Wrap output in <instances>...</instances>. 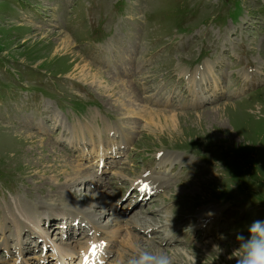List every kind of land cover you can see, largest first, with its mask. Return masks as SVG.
<instances>
[{
	"label": "rangeland",
	"instance_id": "374dc122",
	"mask_svg": "<svg viewBox=\"0 0 264 264\" xmlns=\"http://www.w3.org/2000/svg\"><path fill=\"white\" fill-rule=\"evenodd\" d=\"M135 179L160 188L140 195ZM17 205L41 225L71 213L44 221L59 246L44 264H127L148 245L172 264H236L237 232L264 220V0H0L6 264ZM33 232L23 255L43 264Z\"/></svg>",
	"mask_w": 264,
	"mask_h": 264
},
{
	"label": "bare ground",
	"instance_id": "6f19581e",
	"mask_svg": "<svg viewBox=\"0 0 264 264\" xmlns=\"http://www.w3.org/2000/svg\"><path fill=\"white\" fill-rule=\"evenodd\" d=\"M203 69L206 70V71H209V72H211L213 70V68H211V63L210 62H206L204 67H203ZM95 72H97L95 74V77H98L99 74L101 75V70L96 69ZM100 78H102V77L100 76ZM104 78L106 79V77H104ZM106 88H107V91H110V92L111 91H115L113 89H109L108 88V84L106 85ZM113 88L114 89H118L117 86H113ZM121 88H122V85H121ZM118 93H119L120 97L123 98V99L125 98V96L128 97V95L125 94L123 88H122V91H118ZM217 110H219V108ZM219 115H220V113H219ZM102 153L100 154V156L102 155ZM68 180L69 181H73L74 184H76L77 181H78V179L74 180L72 178L68 179ZM157 181L156 180L145 181L143 179H135V180L132 181V183H135V185L138 188L141 189L140 190V195L142 194L144 196H147L148 193H155L156 191L159 190L160 186H159V183L157 184ZM97 183H98V181H96V184ZM109 197L110 196L106 197L105 195H103L102 196V200L100 202H98L97 205H105L106 207L108 205H111V208L114 209V205H113L114 203L111 202V199H109ZM17 206H18V208H17L16 212H13L12 210H10L8 212L7 219H8L9 224L11 226H9V228L6 231H2L1 232L2 236H5V233L7 231L8 232L9 231H16V233H17L16 235H17L18 246H17L15 252H10V251H8V252L11 253V254H13V253H17L18 254V258L16 259L15 264H35L36 262H34L33 260L36 257L27 258V260H26L24 255H23L25 250H26V247H27V242H25L23 240V238L25 237L26 233L31 230V231H34L33 232V237H37L38 239H40L44 243V247L46 249V252H45L46 257H43V258L39 259V262L42 260V262L44 264L46 259H48L49 250H47V249H49L50 246L53 247L52 248L53 250L54 249H59V246L57 245V242L51 240L50 236H49V233L46 230H43L42 226L44 225V221H46V228L47 229H52L53 226L55 225V222H54L55 220L59 221V220L62 219V218H59V217L63 216L64 219H67V221H69L71 213L70 214H64V215L63 214H59V212L52 213L51 216L50 215L45 216V218H44V220L42 222L43 225H41V218L32 214V211H30L32 208L29 209V207H26V206L23 207V205H17ZM132 207L135 208V205L132 206ZM107 208H109V210H110L109 212L112 211V209H110V207H107ZM112 214H114V213H112ZM101 215H103V214H101ZM141 216H144V213L142 211H136V213H133V217L132 218L136 219V218L141 217ZM74 219L77 220L79 218H74ZM75 220H72V222H68L69 224L66 225V226L65 225L62 226L64 229H66V231H65L66 235L69 234V232H70L69 226L71 228V226H73L71 223H75L76 222ZM119 227H121V225ZM134 227L137 228V226H134ZM23 230H25V231L23 233H20ZM137 239L138 238L134 234H131V235L129 234L128 235V239H127L128 243L127 244L134 250L136 249L135 248V244L137 242ZM141 239H142V241H144L143 238H141ZM7 243H8V241L4 240V242L2 244H3V246H5V249L8 250ZM23 244H25V246ZM102 245H103V242H101L100 239H95V237H94L93 238V242L88 244L83 249V254L86 257V260L88 259V260L92 261L94 258L98 257V255H99L98 254V248L101 247ZM148 246H147V248H145V250H148ZM7 250H6V252H7ZM67 250H68V254H69L68 256H70V260H73L74 259L73 255L75 253H72L71 249H67ZM1 257H4V256L0 252V258ZM51 260L52 259H50V261L47 264H53V260L52 261ZM57 261H58V264H70L68 259L64 258V257L57 258ZM0 264H6V263H5L4 260L1 261V259H0Z\"/></svg>",
	"mask_w": 264,
	"mask_h": 264
},
{
	"label": "clouds",
	"instance_id": "9594fccd",
	"mask_svg": "<svg viewBox=\"0 0 264 264\" xmlns=\"http://www.w3.org/2000/svg\"><path fill=\"white\" fill-rule=\"evenodd\" d=\"M247 232V236L237 232L239 246L232 251L229 259L235 260L236 264H264V220H254L248 225ZM214 248L220 249L219 245ZM127 264H172V258L164 252L153 253L138 246L136 254L128 259Z\"/></svg>",
	"mask_w": 264,
	"mask_h": 264
}]
</instances>
